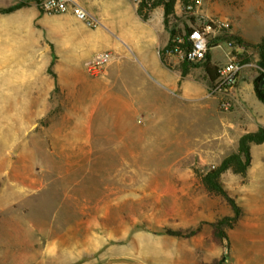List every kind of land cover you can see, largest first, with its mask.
Masks as SVG:
<instances>
[{"label": "rangeland", "instance_id": "rangeland-1", "mask_svg": "<svg viewBox=\"0 0 264 264\" xmlns=\"http://www.w3.org/2000/svg\"><path fill=\"white\" fill-rule=\"evenodd\" d=\"M1 1L0 204H12L14 210L0 214V222L11 228L38 224L48 246L56 242L63 252L79 250L87 263L110 247L112 253L141 254L155 264H210L220 258L222 264H264V140L250 143L244 175L227 170L220 177L240 208L239 216L223 226L226 237L220 244L211 239L212 223L234 214L199 180L237 150L240 136L264 127V104L254 92V80L264 71L254 46L264 37V0H173L172 13H164L170 39L191 26L209 25L212 42H220L212 48L217 65L231 50L226 41L243 47L234 53L241 68L228 97L231 107L224 109L220 96L211 93L204 63L188 64L185 73L176 63L181 75L174 93L163 96L143 87V112L120 148L118 135L108 132L101 81L109 63L99 73L89 71L90 56L83 53L93 40L101 41L87 37L95 30L118 40L116 14L126 12L127 3L99 7L104 27H91L70 12L44 14L36 0ZM167 1L143 5V12L159 5L165 9ZM32 3L45 15V24L44 17L14 13L22 7L29 11ZM58 30L66 31L63 37ZM165 47L160 57L171 65ZM104 48L113 60L120 57L117 47ZM198 84L199 92L192 86ZM166 229L198 232L178 237ZM5 234L0 228V242H8L0 249H14ZM20 237L23 250L38 240L32 231L22 230Z\"/></svg>", "mask_w": 264, "mask_h": 264}, {"label": "crops", "instance_id": "crops-1", "mask_svg": "<svg viewBox=\"0 0 264 264\" xmlns=\"http://www.w3.org/2000/svg\"><path fill=\"white\" fill-rule=\"evenodd\" d=\"M85 8L96 17L100 22V27H104L103 6L108 4L117 6L120 0H78ZM127 3V11L117 13V19L119 24L118 40L113 42L110 35L103 30H95L88 34V38H99L101 41L93 40V42L87 47V51L83 54L91 56L94 52L100 50H108L105 46L117 47L120 52V57L114 59L106 66V73L102 77L101 81L105 84L104 94L107 96L106 111L107 116L110 119L109 130L111 134L118 135L119 146L126 143L127 134L132 128H135L134 120L136 116L143 112L142 103L140 101V95L143 93V87L148 86L157 93L168 96L173 94L176 87L179 85V78L181 75L180 70L177 68V64L173 63L167 65L160 57V48L167 46L170 41V33L166 29L164 24V9L162 5H159L153 9L152 12L146 16L140 14L136 7L134 0H124ZM8 5L11 4V0L1 1ZM8 2V3H7ZM31 3V1H30ZM91 4L96 5L98 8H102L97 11L94 8L91 9ZM5 5V4H4ZM27 8V6H25ZM19 8L14 11L17 16L27 15V17L39 19L44 17V24L46 23L45 13L41 14L36 7V4L32 3L27 8ZM29 13V14H28ZM113 28V27H112ZM63 37L65 30L56 31ZM68 37V36H67ZM71 46L75 38V33L70 32ZM102 47V48H101ZM213 48V47H212ZM209 51V58L214 63L212 55L213 49ZM0 61L5 60L4 52L0 51ZM211 54V55H210ZM226 63L229 59L234 57L232 50L226 52ZM222 63V64H224ZM221 64V65H222ZM206 74V73H205ZM185 80L182 90H187V84L189 87V81ZM116 84L121 86L120 90H116ZM129 85V86H128ZM193 88L200 91V84L192 85ZM188 92V91H186ZM190 92V91H189ZM134 124V126L132 125ZM9 182V181H8ZM10 182H13L10 181ZM14 210L12 204L6 205L0 204V214H4ZM20 213H24L25 209H20ZM20 228H11L9 223L0 222V228L6 230L5 238L7 241H13L14 249H0V262L2 264H155L147 259V257L141 254L128 253V252H111L108 248V252L100 257V259L91 263L81 262L82 258L79 255V250L73 252H63L59 245L54 242L48 244L45 239L40 238V233L37 231L38 224H19ZM35 232L38 240L32 244V249L23 250L20 240V231ZM4 236V235H3ZM10 242V241H9ZM8 244V242H6ZM5 242L0 244L6 245ZM18 256V257H17ZM157 264V263H156Z\"/></svg>", "mask_w": 264, "mask_h": 264}, {"label": "built area", "instance_id": "built-area-1", "mask_svg": "<svg viewBox=\"0 0 264 264\" xmlns=\"http://www.w3.org/2000/svg\"><path fill=\"white\" fill-rule=\"evenodd\" d=\"M155 0H134L135 3H142L150 7ZM39 8L42 12L53 13H72L78 20L83 21L91 27L101 25V22L94 17L78 0H39ZM210 26L189 27L187 30L176 33L170 39V42L164 49V55L173 62L199 64L202 63L210 49L220 42H212L209 36ZM232 51L240 52L243 47L236 45L233 41H226ZM113 60V53L109 50H100L94 52L85 62L89 71L99 73L104 66ZM241 68L240 63L235 56L226 63L219 66V76L211 84V93L219 95L221 106L224 109L231 107V101L228 98L231 90L235 86L238 73Z\"/></svg>", "mask_w": 264, "mask_h": 264}, {"label": "trees", "instance_id": "trees-1", "mask_svg": "<svg viewBox=\"0 0 264 264\" xmlns=\"http://www.w3.org/2000/svg\"><path fill=\"white\" fill-rule=\"evenodd\" d=\"M39 2V0H36ZM156 1V0H155ZM144 4H140V8L138 9V12L144 16H146V13L143 12L142 6ZM21 6L20 4L11 7L10 9H14ZM173 11V0H169L165 2V9L164 13L165 15H168L172 13ZM170 42V41H169ZM236 45H239L237 43ZM256 48H258L260 53V62L262 65V68L264 70V37L260 40V42L256 43L254 45ZM235 53V51H233ZM204 63V70L206 73V76L208 78V81L210 84H213L214 81L219 76V66L215 63H212L209 58V52L206 55L205 60L202 62ZM182 73H185L188 70V64L182 63ZM264 79V71L261 72V75L257 77L254 80V92L256 97L259 101H261L264 104V82L261 83V81ZM264 140V127H260L255 132H247L240 136L238 140V146L237 150L230 155L226 156L219 165L214 166L210 168L206 173L199 175V180L201 184L204 186L206 191L210 193L211 195L220 196L222 197L228 205L231 207L233 211L232 217H225L222 220L216 221L212 223V231H211V239L215 242L220 244L223 239L226 237L225 231H224V225L228 219L235 220L239 214H240V208L233 197H231L227 191L223 188L220 177L223 172L227 170H231L235 173L244 175L246 173V170L250 164V143H259ZM198 232V229L191 230L188 232H183L181 230H173V229H166L164 233L172 236H178V237H190L192 235H195ZM223 258L215 259L210 264H222ZM206 264V263H203Z\"/></svg>", "mask_w": 264, "mask_h": 264}, {"label": "bare ground", "instance_id": "bare-ground-1", "mask_svg": "<svg viewBox=\"0 0 264 264\" xmlns=\"http://www.w3.org/2000/svg\"><path fill=\"white\" fill-rule=\"evenodd\" d=\"M5 99L7 100V98H5ZM36 99H37V98H36ZM36 99H35V100H36ZM3 100H4V99H3ZM12 102H13V101H12ZM36 102H37V101H36ZM6 103H7V101H6ZM6 103H5V104H6ZM0 104H1V103H0ZM5 104H4V105H5ZM8 104H9V103H7L6 105L8 106ZM10 106H12V105H10ZM20 108H21V107H20ZM28 110H29V109H28ZM5 111H6V109H5ZM5 111H4V112H5ZM28 112H29V111H28ZM31 112H32V111H31ZM2 113H3V112H2ZM28 114H29V113H28ZM3 115H4V114H3ZM6 115H7V114H6ZM26 115H27V114H26ZM15 116H16V115H15ZM8 117H10V116H8ZM12 117H13V116H12ZM17 117H19V116H17ZM21 118H22V117H21ZM21 118H20V119H21ZM24 118H25V117H24ZM28 118H29V117H28ZM13 119L15 120V118H13ZM17 120H18V119H17ZM4 121H5V120H4ZM19 121H20V120H19ZM25 121H26V120H25ZM11 122H12V121H11ZM17 122H18V121H17ZM26 122H27V121H26ZM26 122H25V124H26ZM7 125H8V124H7ZM17 125H18V124H17ZM8 127H9V126H8ZM12 127H13V126H12ZM17 128H18V127H17ZM12 129H13V128H12ZM9 131H10V130H9ZM13 133H14V132H13ZM18 133H20V132H18ZM16 134H17V132H16ZM5 142H6V141H5Z\"/></svg>", "mask_w": 264, "mask_h": 264}, {"label": "water", "instance_id": "water-1", "mask_svg": "<svg viewBox=\"0 0 264 264\" xmlns=\"http://www.w3.org/2000/svg\"><path fill=\"white\" fill-rule=\"evenodd\" d=\"M264 82V79L261 81V83Z\"/></svg>", "mask_w": 264, "mask_h": 264}]
</instances>
